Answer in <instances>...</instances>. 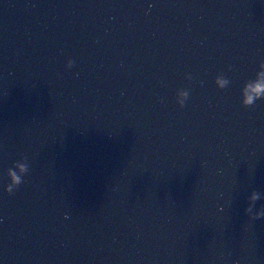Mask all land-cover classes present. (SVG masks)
I'll return each instance as SVG.
<instances>
[{
	"label": "water",
	"instance_id": "95a60500",
	"mask_svg": "<svg viewBox=\"0 0 264 264\" xmlns=\"http://www.w3.org/2000/svg\"><path fill=\"white\" fill-rule=\"evenodd\" d=\"M261 62L264 0H0V264H264Z\"/></svg>",
	"mask_w": 264,
	"mask_h": 264
},
{
	"label": "clouds",
	"instance_id": "9594fccd",
	"mask_svg": "<svg viewBox=\"0 0 264 264\" xmlns=\"http://www.w3.org/2000/svg\"><path fill=\"white\" fill-rule=\"evenodd\" d=\"M73 61L68 60L66 62V67H72ZM264 67V62L258 65V68ZM264 75L262 73L256 72L254 79L247 80L244 82L241 90V106L245 108H251L255 105L257 100L264 99V79H260V76ZM186 79H191L190 76H186ZM214 83L218 89L225 88L229 81L223 77V75H218L214 79ZM189 96V92L185 89L178 90L176 92L175 102L179 107H183L185 101ZM29 171V165L27 163L26 157H21L20 160L14 161L12 167L5 170V175L8 179V183L4 186V191L8 194H12L14 190L22 183V178ZM264 200V196L261 195L259 191H251L247 196V206L244 208V214L251 220H258L264 217V207L255 208L257 201Z\"/></svg>",
	"mask_w": 264,
	"mask_h": 264
}]
</instances>
